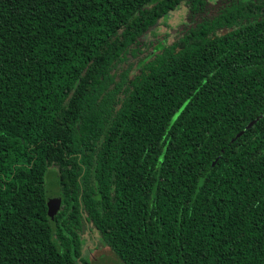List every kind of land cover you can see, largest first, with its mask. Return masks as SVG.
Segmentation results:
<instances>
[{
    "label": "trees",
    "instance_id": "16d2710c",
    "mask_svg": "<svg viewBox=\"0 0 264 264\" xmlns=\"http://www.w3.org/2000/svg\"><path fill=\"white\" fill-rule=\"evenodd\" d=\"M109 254L264 264V0H0V264Z\"/></svg>",
    "mask_w": 264,
    "mask_h": 264
},
{
    "label": "rangeland",
    "instance_id": "374dc122",
    "mask_svg": "<svg viewBox=\"0 0 264 264\" xmlns=\"http://www.w3.org/2000/svg\"><path fill=\"white\" fill-rule=\"evenodd\" d=\"M187 8L182 7L181 9L173 12L167 19L166 21L160 26V29L158 30V34L160 35H168L170 39H172L178 32L179 28H181L186 22H187ZM57 175L55 171H50L48 176H47V181H46V191L48 195V202H49V207H50V212L51 215L55 214L58 210L59 207V202L57 199V193L56 190L58 188V185L55 181H49L48 177ZM87 236V242L90 244L92 248L95 246H98L99 249H103V245L99 243L98 239L95 240L92 236L91 233ZM91 237L93 239H91ZM107 253V252H106ZM95 256H98V254H94ZM114 255L109 254L106 255L105 257H97L94 260L95 264H104L107 260L113 259Z\"/></svg>",
    "mask_w": 264,
    "mask_h": 264
},
{
    "label": "water",
    "instance_id": "95a60500",
    "mask_svg": "<svg viewBox=\"0 0 264 264\" xmlns=\"http://www.w3.org/2000/svg\"><path fill=\"white\" fill-rule=\"evenodd\" d=\"M255 122L256 121L251 122L247 126V128H250L252 125L255 124ZM243 133L244 132H241L237 137L241 136ZM48 180L49 181H55L57 183V185H58V188L56 190L57 195H55V196H57L58 202L61 203V201H62V192H61V184H60V178H59V176L58 175L50 176V178L48 177ZM105 264H125V263L122 262V261H119V260H112V259H110V260L106 261Z\"/></svg>",
    "mask_w": 264,
    "mask_h": 264
}]
</instances>
